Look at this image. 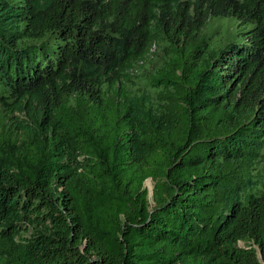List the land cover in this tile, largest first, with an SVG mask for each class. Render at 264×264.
Masks as SVG:
<instances>
[{
    "label": "trees",
    "instance_id": "1",
    "mask_svg": "<svg viewBox=\"0 0 264 264\" xmlns=\"http://www.w3.org/2000/svg\"><path fill=\"white\" fill-rule=\"evenodd\" d=\"M0 109V264H264V0H0Z\"/></svg>",
    "mask_w": 264,
    "mask_h": 264
},
{
    "label": "rangeland",
    "instance_id": "2",
    "mask_svg": "<svg viewBox=\"0 0 264 264\" xmlns=\"http://www.w3.org/2000/svg\"><path fill=\"white\" fill-rule=\"evenodd\" d=\"M220 24H223V27H224V21H217V20L214 21L213 24H211L208 27V29L206 30L207 34L211 35L213 32L220 29L219 28ZM221 34H222V36L224 35L223 29H221ZM162 51H163V46H159V45L153 46L152 52L155 54H158L159 58H157L158 56L153 58L154 61L148 63L146 65V67L143 69V71L138 70L136 72L138 76L134 77L133 82H132V85L134 87L140 88V87L144 86L145 77L142 76V72H145L147 74L148 72L155 70L159 66V62L162 59ZM141 90H136V91L140 92ZM4 114H5V112H2V110L0 109V122H2V117L4 116ZM18 114L19 113H16V115H18ZM145 185L150 191V207L153 208L155 205L154 200H153V190H154L155 182L152 179H148L146 181Z\"/></svg>",
    "mask_w": 264,
    "mask_h": 264
}]
</instances>
